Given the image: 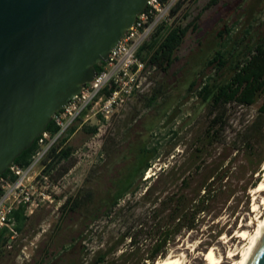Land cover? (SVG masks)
<instances>
[{"label": "rangeland", "instance_id": "374dc122", "mask_svg": "<svg viewBox=\"0 0 264 264\" xmlns=\"http://www.w3.org/2000/svg\"><path fill=\"white\" fill-rule=\"evenodd\" d=\"M212 3L213 0H186L174 15V22L189 25V30L168 73L151 71L149 94L130 100L112 116L109 124L99 123L96 117H90L87 122L83 120L81 128H78L79 122L76 124L78 130L69 146L78 152L67 164L72 173L64 192L68 198L76 199L83 179V198L91 192L89 201L81 203L75 213L62 214L53 208L36 212L17 231L15 238H9V246L0 252V264H37L41 248L52 250L59 246L72 250L68 264H91L105 243L110 251L116 245L122 230L119 209L136 216L149 209L141 197L157 177L163 196L176 192L184 202H191L204 176L215 172H218L213 180L215 193L205 213L197 217L192 229L176 235L165 250L164 260L179 257L183 264H206L204 256L210 248L226 256L229 248L238 246L239 239L224 245L223 237L231 239L242 220L249 223L254 216L252 194L264 178V129L254 136L250 148H239L233 141L236 134L257 118L262 102L251 107L219 108L218 124L223 127L215 143L206 138L213 115L207 114L206 106L188 88L193 81L198 84L201 79L214 77V71L206 63L220 44L232 46L241 41L247 44L249 40L264 38V0ZM169 26L165 25L163 32ZM225 26L230 29L229 34L224 32ZM154 88L162 94L150 104L148 100ZM222 111L225 112L222 114ZM88 126H97L96 133L88 134L85 131ZM142 147H155L156 157L142 178L136 179V192L120 199L115 213L107 217L105 213L114 192L112 182L136 161ZM82 153L81 163L78 157L82 158ZM198 165L202 166L201 170L194 172ZM171 169L173 172L167 174ZM222 175L226 177L220 181ZM124 248V244L119 246L108 259L115 260ZM229 263L230 260H225L223 264Z\"/></svg>", "mask_w": 264, "mask_h": 264}, {"label": "water", "instance_id": "95a60500", "mask_svg": "<svg viewBox=\"0 0 264 264\" xmlns=\"http://www.w3.org/2000/svg\"><path fill=\"white\" fill-rule=\"evenodd\" d=\"M146 4L0 0V176L94 79ZM250 264H264V240Z\"/></svg>", "mask_w": 264, "mask_h": 264}, {"label": "trees", "instance_id": "16d2710c", "mask_svg": "<svg viewBox=\"0 0 264 264\" xmlns=\"http://www.w3.org/2000/svg\"><path fill=\"white\" fill-rule=\"evenodd\" d=\"M181 1L173 10V14L178 12L183 3ZM219 0H213L212 4H216ZM164 26H160L151 36L150 40L145 43L137 54L138 58L146 61L147 64L163 74H167L176 60V52L183 44L184 38L189 30V25L181 26L177 22H173L164 32ZM224 32L230 33V29L225 26ZM248 33V32H247ZM162 34V35H161ZM206 67L214 71V77L208 76L201 79L198 84L193 81L188 88V92H195V96L206 106L207 114L212 116L210 124L206 130V138L217 143L222 124H218L220 116H218L219 108L226 110L228 105H237L242 107H251L258 101L261 105L258 108V116L247 127H244L240 134H236L234 139L235 146L239 148H250L255 140V135L264 129V38H258L243 44L228 46L227 43L219 45L213 55L207 60ZM102 69V64L96 66L98 74ZM105 93H108L105 91ZM162 92L158 88H154L148 103L152 104L156 101ZM225 111H222V114ZM47 131L55 133L57 128L51 121ZM74 128L70 131V133ZM85 131L93 135L97 131V126H88ZM239 148H235L238 151ZM36 149V140L33 145L22 152L15 159L14 165L25 167ZM72 148L69 146L60 153V158H66L71 153ZM157 149H147L142 147L140 154L136 157V161L127 168L126 172L113 180L112 185L114 192L112 194V202L106 210L105 215L108 217L111 213H115L114 209L118 201L128 194H134L138 187H134L136 179H141L144 172L150 167V161L155 159ZM202 166L198 165L194 169L200 171ZM171 169L167 174H171ZM7 173H4L5 176ZM218 176V172L206 174L203 178V184L196 192L195 199L191 202H184L176 192L170 195L162 193L158 187L161 185L159 177L147 186L141 202L147 204L149 209L140 215L127 214L122 208L117 211L122 230L118 233V241L110 251L105 243L95 253L91 264H155L159 260H164L165 250L170 243L173 242L176 235L183 230L193 228V224L197 217L203 215L206 211V205L210 197L215 193L213 180ZM226 175H222L220 181ZM91 198V192L85 194L84 203ZM82 195L78 194L77 198L69 205L68 211L73 212L81 205ZM129 210V209H128ZM15 218V229L20 232L28 218L23 216L21 210L13 214ZM134 217L136 220H134ZM135 221V222H134ZM137 222H141L137 224ZM7 230H0V252L2 246L8 242L6 236ZM122 244L125 248L121 254L114 260L110 261L108 257L114 255L117 248Z\"/></svg>", "mask_w": 264, "mask_h": 264}, {"label": "built area", "instance_id": "2783aa9c", "mask_svg": "<svg viewBox=\"0 0 264 264\" xmlns=\"http://www.w3.org/2000/svg\"><path fill=\"white\" fill-rule=\"evenodd\" d=\"M181 1L147 0L146 9L111 50L101 71L52 118L56 132L45 130L36 139V149L29 163L25 167L13 164L5 176H0V230L6 229L8 238L2 249L9 246V238L17 235L15 212L21 210L26 218L41 209L68 212L75 197L68 198L64 192L72 173L67 164L78 151L72 150L66 158H60V153L69 147L71 137L83 126V120L87 122L90 117H96L99 123L109 124L112 116L130 100L150 93L149 75L153 68L137 54L160 26H171L178 13L173 14V10ZM78 122L80 126L75 128ZM80 157L82 163L83 153Z\"/></svg>", "mask_w": 264, "mask_h": 264}, {"label": "bare ground", "instance_id": "6f19581e", "mask_svg": "<svg viewBox=\"0 0 264 264\" xmlns=\"http://www.w3.org/2000/svg\"><path fill=\"white\" fill-rule=\"evenodd\" d=\"M252 197L254 203L251 213L254 216L249 220V223L243 219L238 226L237 233L231 239L223 237L226 240H224V245L234 241V238L239 239L238 246L234 249L229 248L226 256L217 253L214 248H210L204 256L206 264H223L225 260H230L229 264H250L262 240H264V178L258 183ZM158 264L183 263L179 257H172L162 260Z\"/></svg>", "mask_w": 264, "mask_h": 264}, {"label": "flooded vegetation", "instance_id": "af4514ba", "mask_svg": "<svg viewBox=\"0 0 264 264\" xmlns=\"http://www.w3.org/2000/svg\"><path fill=\"white\" fill-rule=\"evenodd\" d=\"M139 154H140V150L136 154V157ZM81 195H82V203H83V179L81 182ZM76 211L77 210L73 211L72 213H75ZM82 219H83V214H82ZM71 256H72V250L65 246H59L57 249H52V250L41 248V250L37 254V260H38L37 264H68Z\"/></svg>", "mask_w": 264, "mask_h": 264}]
</instances>
